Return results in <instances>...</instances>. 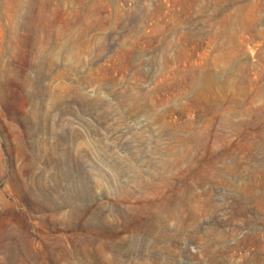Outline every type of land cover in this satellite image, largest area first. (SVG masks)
<instances>
[{
  "label": "rangeland",
  "instance_id": "1",
  "mask_svg": "<svg viewBox=\"0 0 264 264\" xmlns=\"http://www.w3.org/2000/svg\"><path fill=\"white\" fill-rule=\"evenodd\" d=\"M0 264H264V0H0Z\"/></svg>",
  "mask_w": 264,
  "mask_h": 264
}]
</instances>
